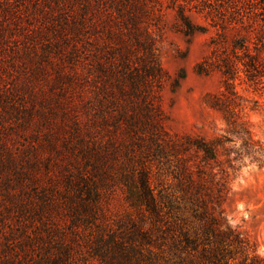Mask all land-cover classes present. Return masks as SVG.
Here are the masks:
<instances>
[{"label": "rangeland", "instance_id": "obj_1", "mask_svg": "<svg viewBox=\"0 0 264 264\" xmlns=\"http://www.w3.org/2000/svg\"><path fill=\"white\" fill-rule=\"evenodd\" d=\"M204 2L202 11L184 8L199 30L189 33L170 0H0V264H98L85 243L95 230L90 216L73 237L66 204L76 194L65 181L74 164L86 176L93 171L81 142L92 152L112 139L115 182L94 220L110 232L128 212L119 174L131 144L122 128L233 140L226 147L239 162L224 218L264 258V167L256 162L264 160V80L242 72L233 80V118L250 140L226 134L223 115L207 105L222 76L195 72L220 34L209 15L218 1ZM233 35L226 34L229 42ZM151 163L156 186L161 176Z\"/></svg>", "mask_w": 264, "mask_h": 264}, {"label": "trees", "instance_id": "obj_2", "mask_svg": "<svg viewBox=\"0 0 264 264\" xmlns=\"http://www.w3.org/2000/svg\"><path fill=\"white\" fill-rule=\"evenodd\" d=\"M204 1L170 0L189 33L199 30L185 18L184 8L198 4L202 11L208 7ZM216 1V6L209 7V15L220 34L210 42L211 54L195 66V72L221 74L222 90L209 96L207 105L223 115L226 134L247 135L250 140L243 122L233 118V80L239 72L255 83L264 80V0ZM242 4L249 5L248 12L239 8ZM258 8L260 14L255 11ZM259 15L262 16L258 18ZM229 31L235 34L230 42L226 37ZM132 90L135 91L134 86ZM99 129L112 133L109 128ZM110 129L117 132L119 128ZM122 129L131 144L119 174L128 212L110 232L95 222L100 221L96 216L104 214L105 201L115 182L112 139L93 153L85 151L86 145L81 142L93 171L86 176V167L79 171L74 164L76 172L65 181L67 189L76 194L75 198L68 196L66 204L74 238L84 218H92L93 222H88L95 228L94 234L85 242L91 258L98 264H264V258L257 254L256 242L238 228L230 227L224 218L223 203L231 190L230 173L237 170L239 162L231 158V149L226 147L233 140L227 136L206 141L189 134L169 135L162 128ZM220 155L224 156L225 165ZM151 161H156L161 176L156 186L151 182ZM256 162L264 167L262 158H256ZM76 198H81L83 205L78 206Z\"/></svg>", "mask_w": 264, "mask_h": 264}]
</instances>
